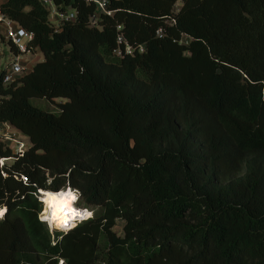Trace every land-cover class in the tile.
Segmentation results:
<instances>
[{"label":"trees","instance_id":"1","mask_svg":"<svg viewBox=\"0 0 264 264\" xmlns=\"http://www.w3.org/2000/svg\"><path fill=\"white\" fill-rule=\"evenodd\" d=\"M54 3L76 13L58 30L39 0H0L43 55L0 72V122L29 140L0 139V264H264V0ZM120 34L143 52L115 57ZM73 188L99 210L52 240L35 193Z\"/></svg>","mask_w":264,"mask_h":264},{"label":"built area","instance_id":"2","mask_svg":"<svg viewBox=\"0 0 264 264\" xmlns=\"http://www.w3.org/2000/svg\"><path fill=\"white\" fill-rule=\"evenodd\" d=\"M95 4L98 6L101 12L112 15L113 10L108 8L109 0H93ZM39 2L48 10L49 12V20L53 18L56 21L53 24L54 28L58 30L59 24L64 21L73 20L76 16L75 11H63L59 10L54 0H39ZM91 25L96 24L95 16L91 17ZM0 53L2 51L1 44L7 43L10 48V59L6 66L3 69H0L2 74L1 82L3 85L10 84L12 82H17L19 78L25 75L27 72L30 71L28 66L25 64V60L23 55L26 53H30L32 49L29 48L30 42L33 40V33L15 23L9 17H7L1 10H0ZM158 35L162 34V29H157L156 32ZM143 44H138L137 46H133L124 39V37L120 34L117 37V47L113 49L112 54L115 57L121 58L124 55H133L135 52H143L144 50ZM3 70V71H1ZM23 134L12 124L8 121L0 122V139L12 147L13 152L15 155H22L24 151L29 146V140L26 142L22 138ZM25 136V135H24ZM14 156L5 157L0 159V163L3 164L7 159H14ZM20 178L23 182L27 181L25 175H20ZM73 190L76 193H79L77 189ZM41 190L38 189L35 196L37 200L43 203L41 197ZM79 199V196L78 198ZM77 202V200H76ZM75 202V203H76ZM47 221V220H45ZM62 262V260H61Z\"/></svg>","mask_w":264,"mask_h":264},{"label":"rangeland","instance_id":"3","mask_svg":"<svg viewBox=\"0 0 264 264\" xmlns=\"http://www.w3.org/2000/svg\"><path fill=\"white\" fill-rule=\"evenodd\" d=\"M181 5V2L180 1H177L174 5V10H177ZM51 22L53 24L56 23V21H54L53 18H50ZM2 28L0 27V30ZM2 46V51L0 53V69H3L6 64L8 63L9 59H10V48H9V45L7 43H4V44H1ZM33 52H36V51H33ZM32 55L30 53H26L23 55V58L25 60V64L28 66V68L30 69L31 68V63L33 62L34 58L31 57ZM39 59L42 60L43 57H42V53H39ZM37 61V60H36ZM67 99L66 98H63V97H57L55 98L53 101H50V100H47L45 98H38V97H32L29 99L30 103L39 108V109H42V110H45V111H49V112H52V113H55V114H58L60 112V108H59V103L61 102H64L66 101ZM24 138L23 140H25L26 142H28V138L24 135H22ZM13 159H7L5 162H7V164H10L12 163ZM68 191V190H67ZM65 192V191H64ZM76 194V192L74 193V195ZM77 200V202H76ZM74 201V205L77 206V207H81V206H84L85 204L81 201V199H76ZM40 202V201H39ZM76 202V203H75ZM40 206H41V210L39 212V219L40 220H43L42 219V212H44V207H43V203L40 202ZM88 210H90L93 215L98 212L99 208L98 207H94V206H87ZM4 209H1L0 208V211H3ZM4 214V213H3ZM81 221L83 220H77V222L75 223V226L80 223ZM45 222L46 226L48 227V230L51 234V238L52 240H55L56 238H59L60 237V234L61 233H64L66 232L67 230H64V229H59L58 226H52L49 222L47 221H43ZM122 224H123V221L121 219L117 220L116 221V225L114 226V230L117 234L119 235H122ZM71 229V228H70ZM105 246V241L103 240V238H101L100 240V249H103ZM59 263H61V260L59 261Z\"/></svg>","mask_w":264,"mask_h":264},{"label":"clouds","instance_id":"4","mask_svg":"<svg viewBox=\"0 0 264 264\" xmlns=\"http://www.w3.org/2000/svg\"><path fill=\"white\" fill-rule=\"evenodd\" d=\"M47 195V203L53 208L52 216L55 218L57 215H60L61 222L65 223L67 220L72 217H79L81 220L89 219L93 216V213L87 210H84L82 213L78 210H74L70 204L75 201L79 193L75 195L72 192H68L67 195L55 196L51 194ZM62 214V215H61ZM3 217V212L0 211V218ZM73 227L75 225H72ZM63 264V262H62Z\"/></svg>","mask_w":264,"mask_h":264},{"label":"bare ground","instance_id":"5","mask_svg":"<svg viewBox=\"0 0 264 264\" xmlns=\"http://www.w3.org/2000/svg\"><path fill=\"white\" fill-rule=\"evenodd\" d=\"M71 189V188H69ZM65 191V192H64ZM69 191L67 190H61L58 192H52V191H41V197H42V201H43V207H44V212H42V221L47 220V222H49L52 226H58L59 229H70L75 225V223L77 222V220L80 218L79 217H72L71 219L67 220V222L62 223L61 222V218L60 215H57L55 218H53L52 213H53V208L47 203V195L46 194H51V195H55V196H60V195H67ZM70 206L74 209V210H78L81 213L84 211L82 209H79L77 207L74 206L73 202H71ZM3 213L5 212V210L2 211ZM62 215V214H61Z\"/></svg>","mask_w":264,"mask_h":264},{"label":"crops","instance_id":"6","mask_svg":"<svg viewBox=\"0 0 264 264\" xmlns=\"http://www.w3.org/2000/svg\"><path fill=\"white\" fill-rule=\"evenodd\" d=\"M33 51H36V52H33ZM33 51L30 52V54L32 55L31 57L34 58L33 62L31 63V67H32V65H33L34 63H36V62H38V61H41V60L39 59V53H41V52H40L38 49H35V50H33ZM42 57H43V55H42ZM36 60H37V61H36Z\"/></svg>","mask_w":264,"mask_h":264},{"label":"water","instance_id":"7","mask_svg":"<svg viewBox=\"0 0 264 264\" xmlns=\"http://www.w3.org/2000/svg\"><path fill=\"white\" fill-rule=\"evenodd\" d=\"M71 188V187H70ZM5 210H6V207H5Z\"/></svg>","mask_w":264,"mask_h":264}]
</instances>
